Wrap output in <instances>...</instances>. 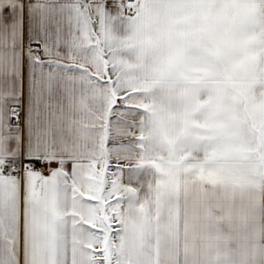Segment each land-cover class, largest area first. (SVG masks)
I'll return each instance as SVG.
<instances>
[{
  "label": "snow or ice",
  "instance_id": "6c2138e0",
  "mask_svg": "<svg viewBox=\"0 0 264 264\" xmlns=\"http://www.w3.org/2000/svg\"><path fill=\"white\" fill-rule=\"evenodd\" d=\"M0 264H264V0H0Z\"/></svg>",
  "mask_w": 264,
  "mask_h": 264
}]
</instances>
